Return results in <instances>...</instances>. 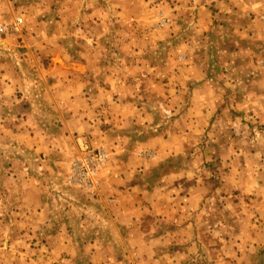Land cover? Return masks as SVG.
<instances>
[{"label": "crops", "instance_id": "obj_1", "mask_svg": "<svg viewBox=\"0 0 264 264\" xmlns=\"http://www.w3.org/2000/svg\"><path fill=\"white\" fill-rule=\"evenodd\" d=\"M98 2L0 0V264H264V145L239 137L243 117L264 130V0H188L192 34L118 18L153 63L125 42L102 60ZM197 34L236 62L202 60ZM86 137L107 163L67 199Z\"/></svg>", "mask_w": 264, "mask_h": 264}, {"label": "rangeland", "instance_id": "obj_2", "mask_svg": "<svg viewBox=\"0 0 264 264\" xmlns=\"http://www.w3.org/2000/svg\"><path fill=\"white\" fill-rule=\"evenodd\" d=\"M85 3H88L89 0H84ZM133 0H131L132 3ZM145 3L144 4H135V3H124V2H120L119 0H99L97 7H93L91 14L92 16L96 17L98 20L97 24L94 25H90L87 26V29L93 28V33L94 35L95 30L98 32V45H99V52H100V57L102 58V60H106L109 58H112V53L110 54H104L103 51L107 48V47H111L112 44L114 45H118V50H119V54L120 56H118V53H116L113 56V59L115 62H120L122 59V52L124 51V42H125V46L131 47L133 48V46L136 45H140L141 50H142V54L139 57L133 56L134 57V62L136 63V61L139 62H143L144 63V59L145 61L148 62H154L155 58H157L158 56L155 55L156 51H155V47H158V44L156 46V43H154V39H150L149 37L141 40H137L136 38L133 40H130L129 37H126V35H124V32L127 31V29L129 27H133V24L136 25V29H138L137 27V22L133 21L132 24H129L127 26V24L124 23H120L118 22L119 19H122V17L126 14H128V16H139V15H149L150 17L148 18L150 23L148 21H146L145 28L146 31H151L153 34L157 31V29H164L169 27L168 24H170V20L172 21V15L178 20V25L177 27L179 29H181V32H185V33H193V30L191 29V27H189L185 22L187 20V13H186V9L185 8H179L177 6L181 4H185L188 0H164V2H162L163 0H144ZM137 2V1H135ZM214 13H217V10H213ZM86 12L85 10V6H84V13ZM87 13V12H86ZM222 14V13H219ZM112 18H115L113 21H111ZM119 18V19H118ZM106 19H108L109 21H107ZM118 20V21H117ZM124 24V26H123ZM167 26V27H165ZM4 28L5 31L3 33H0V35H6L11 29V26H0V28ZM104 32V33H103ZM103 33L104 35L101 36ZM196 34V32H195ZM204 35L197 34L196 37V41L198 42L197 47L199 48V50L201 51V53L199 56L202 58V60H205L206 62H212V64H219L222 65L225 62H229L231 63V61L236 62V59L234 56L228 55V54H220L218 52L216 53H212L213 49L209 48V47H204V39H203ZM156 42H159L158 40ZM87 46H90L89 41L87 40ZM160 49H163L162 47H159ZM226 48V46L224 47ZM216 49V48H215ZM218 50V49H216ZM215 51V50H214ZM167 54V53H165ZM159 58V57H158ZM165 57L163 56L162 58L160 57L161 61L162 59H164ZM159 60V59H157ZM250 61L249 56H242V58L240 59V63L242 65H247L248 62ZM219 73V72H216ZM233 73V72H232ZM248 72H242V75H246ZM224 79V78H223ZM230 88H228L229 91ZM231 90V89H230ZM149 98V97H148ZM150 106V108L155 107L153 102H148V104ZM165 108V107H164ZM171 118L170 114L168 112H163L162 117H161V121H163L164 123L168 122L169 119ZM242 126L243 128L247 127V131L245 130L244 132H242L243 134L240 135L239 137L243 139L242 143H245L247 141H249L250 139H254L257 140L259 139V144H260V148L264 145V130L262 127H260V125L255 121V120H251L250 118H244L243 117V121H242ZM213 134H215L213 132ZM235 137V135H232V138ZM225 138L229 139V135L225 136ZM231 138V139H232ZM94 141L91 140V138H84L82 140V142L80 143L77 155L75 158H78L81 153L83 152V149L85 146L88 147V153L91 154H96V153H103L105 155L104 158V164L102 165L101 168H99L93 175L92 177L89 178L88 183L84 184V185H80L77 183H70V178H71V165L69 167V175L68 177H66L67 179L63 181V184L60 183L61 189H63V193H67L69 194L67 199H69V196L71 195H82V198L84 197H89L92 196V190L95 184V176L96 174L104 167V165L107 163V155L105 153V151L102 149V147H99L96 145V143H93ZM241 143V144H242ZM95 144V145H94ZM247 146L242 144V149H246ZM263 150V149H262ZM87 152V151H86ZM264 152V151H263ZM74 158V159H75ZM73 159V160H74ZM262 159H264V156L262 155ZM72 160V162H73ZM71 162V164H72ZM58 186V185H57ZM56 186V189L53 190V192L59 193L58 188ZM71 194V195H70ZM77 196V197H78ZM218 202H216L214 206H217ZM56 264H64L63 262H58Z\"/></svg>", "mask_w": 264, "mask_h": 264}, {"label": "built area", "instance_id": "obj_3", "mask_svg": "<svg viewBox=\"0 0 264 264\" xmlns=\"http://www.w3.org/2000/svg\"><path fill=\"white\" fill-rule=\"evenodd\" d=\"M4 31L5 29L1 27L0 33ZM87 149L88 147L85 146L83 149L84 153H81L78 158L73 160L70 183L87 184L89 178L104 164L105 155L103 153L89 154Z\"/></svg>", "mask_w": 264, "mask_h": 264}]
</instances>
